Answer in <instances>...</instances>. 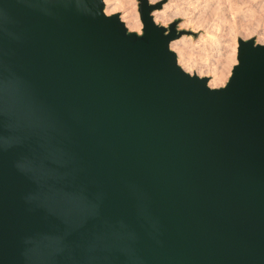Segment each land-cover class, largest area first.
<instances>
[{
    "label": "water",
    "instance_id": "1",
    "mask_svg": "<svg viewBox=\"0 0 264 264\" xmlns=\"http://www.w3.org/2000/svg\"><path fill=\"white\" fill-rule=\"evenodd\" d=\"M137 2L0 0V264H264V43L209 87Z\"/></svg>",
    "mask_w": 264,
    "mask_h": 264
},
{
    "label": "rangeland",
    "instance_id": "2",
    "mask_svg": "<svg viewBox=\"0 0 264 264\" xmlns=\"http://www.w3.org/2000/svg\"><path fill=\"white\" fill-rule=\"evenodd\" d=\"M159 1H162V0H158L154 3H157ZM192 1L193 2H191V0H163L160 7L158 8L159 10L153 9L151 11L150 13L151 18H153L154 20L155 12L157 13L159 11L166 9L164 10L166 13V16L164 17L165 22L164 21L162 22L161 20H158L155 22L153 21V22L156 25H160L164 27H167L170 23L174 22L175 28L177 30H183L187 32L185 34H181L183 35L182 37H180L181 36L180 35L179 36L180 38L175 40L176 42L173 41V43L170 44V46L173 45L172 46L173 49L172 50L170 49V50L174 52L175 57H176V62H178L177 65H179L180 68L181 67L186 68L187 71L189 70L188 72H191L198 77H206L208 86H209L210 81L213 79L214 72L220 71L223 66L222 64H225V61L230 59V62H229L230 65L228 64L227 66V68L229 67L227 71V75L222 84L224 85V83L226 82L230 74V70L233 64H235L236 62L235 56H236L237 39L246 40V39L252 38L254 43H256L258 39L264 40V35H263L264 34V3H263V0L262 1L259 0L262 3V5L261 3H259L258 0H229L230 1L228 2L229 4L226 2L227 6L225 2L222 3L223 2L222 0L221 2L218 0L220 3L217 0H216L217 3H215V0L213 1L209 0L210 4L208 3V6L207 4L204 3L205 0H199L200 2H198V0H192ZM113 3L117 6H115ZM137 3H138L137 0H116V1L110 0L109 5L112 8L110 7V9L108 10V13L117 14L118 18L121 21L124 17L122 13L125 14L126 11H129V10L133 12L134 14L136 13L138 22L140 24L139 26V32H140L141 23H140L139 14L137 11ZM147 3L150 4L149 0H147ZM189 4H193V5L190 6ZM215 4L217 6H215ZM221 4H223V6ZM206 6L207 8H205ZM209 6L211 8H209ZM231 6H233V8ZM200 7L202 10L200 9ZM216 7L219 8V10L216 9ZM223 7L224 8L226 7L227 9L226 8L224 9ZM212 9L214 10L213 11L214 14L211 17L210 15L211 12L209 11L210 10L212 11ZM222 9H224V11H222ZM231 9L232 11H230ZM187 10H188V13H187ZM222 12L223 14L225 13V15H223ZM197 14H200V16ZM205 14H207V16ZM215 15H216V18L214 17ZM220 15H221V18H220ZM204 17L206 20L200 23L201 19H204ZM207 18L209 20H207ZM213 18H215V21L213 20ZM170 19L172 22L170 21ZM122 22L124 23V21ZM203 26H206V27H203ZM139 32H136V33H139ZM180 42L182 43L180 44ZM177 45L178 46L182 45V46L178 47ZM174 47L176 49H174ZM218 47L219 49H217ZM177 49L180 51H178ZM223 50H224V53H222ZM186 64H187V67H186Z\"/></svg>",
    "mask_w": 264,
    "mask_h": 264
},
{
    "label": "bare ground",
    "instance_id": "3",
    "mask_svg": "<svg viewBox=\"0 0 264 264\" xmlns=\"http://www.w3.org/2000/svg\"><path fill=\"white\" fill-rule=\"evenodd\" d=\"M114 1V0H113ZM116 1V0H115ZM156 1H158V0H149V2H150V4H152V3H154V2H156ZM213 1V0H212ZM211 1V2H212ZM218 1V0H217ZM220 2H221V0H219ZM218 1V2H219ZM223 2L222 3H224L225 2V4H226V2L228 3V2H230L229 0H222ZM259 1V0H258ZM257 1V2H258ZM260 1H262V0H260ZM259 1V3H261ZM102 2H103V10H104V12L105 13H108V10L110 9V5H109V2H110V0H102ZM191 2H193L192 0H191ZM198 2H200L199 0H198ZM198 2H197V4H198ZM219 2V3H220ZM244 2V1H243ZM251 2V1H250ZM254 2V1H253ZM256 2V3H257ZM118 3V2H117ZM196 3V2H195ZM204 3L205 4H207V6H208V3H209V0H205L204 1ZM215 3H217L216 2V0H215ZM263 3H264V0H263ZM114 4V3H113ZM194 4V3H193ZM193 4H189L190 6H192ZM196 4V5H197ZM204 4V5H205ZM210 4V3H209ZM229 4V3H228ZM258 4V3H257ZM115 5V4H114ZM203 5V4H202ZM212 5V4H211ZM222 6H223V4H221ZM254 5V4H253ZM261 5H262V3H261ZM115 6H117V5H115ZM207 6L205 7V8H207ZM214 6V5H213ZM215 6H217L216 4H215ZM219 6V5H218ZM226 6H227V4H226ZM119 7V6H118ZM188 7V6H187ZM202 7V6H201ZM201 7H200V9H201ZM232 8H233V6H231ZM112 8V7H111ZM167 8V7H166ZM198 8V7H197ZM209 8H211L210 6H209ZM224 8V7H223ZM226 8V7H225ZM224 8V9H225ZM115 9V8H114ZM216 9H218L219 10V8H217L216 7ZM224 9H222V11H224ZM227 9V8H226ZM228 9H230V8H228ZM117 10V9H116ZM159 10V9H158ZM164 10H166V9H164ZM164 10H162V11H159V12H155V14H154V20H153V18H152V20L155 22V21H158V20H161L162 22L164 21V17L166 16V13H165V11ZM168 10V9H167ZM190 10V9H189ZM202 10V9H201ZM206 10V9H205ZM192 11V10H191ZM214 10L212 9V11L210 10L209 12H211L210 13V15H211V17H212V15L214 14V12H213ZM229 11V10H228ZM230 11H232V9L230 10ZM236 11H238V10H236ZM110 12V11H109ZM124 12H125V10H124ZM167 12V11H166ZM204 12V11H203ZM216 12V11H215ZM235 12V11H234ZM252 12V11H251ZM187 13H188V10H187ZM197 13H198V11H197ZM218 13V12H217ZM228 13V12H227ZM237 13V12H236ZM109 14V13H108ZM195 14V13H194ZM193 14V15H194ZM203 14V13H202ZM219 14H221V13H219ZM222 14H223V12H222ZM122 15L124 16L123 17V19H122V21H124V26L127 28V30H130V31H136V32H139V26H140V24H139V22H138V19H137V16H136V13L134 14L133 12H131L130 10L129 11H126V13L124 14V13H122ZM197 15H199L200 16V14H197ZM197 15H195V16H197ZM206 16H207V14H205ZM223 15H225V13L223 14ZM238 15V14H237ZM186 16H187V14H186ZM204 16V15H203ZM203 16H201V17H203ZM209 16V15H208ZM219 16V15H218ZM215 18H216V15L214 16ZM224 17V16H223ZM257 17V16H256ZM262 17V16H261ZM198 18V17H197ZM215 18H213V20L215 21ZM218 18V17H217ZM220 18H221V15H220ZM211 19V18H210ZM233 19V18H232ZM169 20V19H168ZM206 19H205V17H204V19H201V21H200V23H202V22H204ZM207 20H209L208 18H207ZM170 21H171V19H170ZM211 21V20H210ZM222 21V20H221ZM236 21V20H235ZM165 22V21H164ZM169 22V21H168ZM172 22V21H171ZM197 22V21H196ZM216 22H218V21H216ZM215 23V22H214ZM164 24V23H163ZM165 25V24H164ZM202 26V25H201ZM209 26H210V24H209ZM203 27H206V26H203ZM213 27V26H212ZM211 27V28H212ZM209 28V27H208ZM237 29V28H236ZM206 35V34H205ZM264 35V34H263ZM183 35H181L180 37H182ZM180 37H178V38H176V39H174V40H172V41H170L169 42V49H173L172 48V46H170V44H172L173 43V41H175V40H177V39H179ZM181 40V39H180ZM179 41V40H178ZM183 41V40H182ZM176 42V41H175ZM182 42H180V44H181ZM256 43H258V44H263L264 43V40H260V39H258L257 41H256ZM177 44V43H176ZM176 44H175V46H176ZM178 45H179V43H178ZM177 45V46H178ZM223 45V44H222ZM235 45V44H234ZM182 45H180V46H178V47H181ZM219 46V45H218ZM221 46V45H220ZM174 49H176L175 47H174ZM180 49V48H179ZM217 49H219V47L217 48ZM234 49V48H233ZM178 50V49H177ZM181 50H182V48H181ZM178 51H180V50H178ZM218 51V50H217ZM182 52V51H181ZM222 53H224V50H223V52ZM180 54V53H179ZM219 54V53H218ZM217 54V55H218ZM184 56V55H183ZM227 56V55H226ZM230 57V56H229ZM228 57V58H229ZM227 58V57H226ZM231 58V57H230ZM229 62H230V59L229 60H226L225 61V64H222L223 66H222V68H221V70L220 71H216V72H214V74H213V79L210 81V83H209V87H220V86H222V84H223V81H224V79H225V77H226V75H227V71H228V68H227V66H228V64H229ZM177 64H178V62H177ZM180 65H181V63H180ZM230 65V64H229ZM179 66V65H178ZM183 66V65H182ZM186 67H187V64H186ZM181 69L184 71V72H186V73H188V74H193V73H191V72H188L187 70H186V68H183V67H181ZM207 85H208V82H207Z\"/></svg>",
    "mask_w": 264,
    "mask_h": 264
}]
</instances>
